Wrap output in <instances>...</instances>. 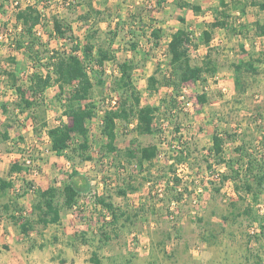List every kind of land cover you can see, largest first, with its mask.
Masks as SVG:
<instances>
[{
  "label": "rangeland",
  "instance_id": "374dc122",
  "mask_svg": "<svg viewBox=\"0 0 264 264\" xmlns=\"http://www.w3.org/2000/svg\"><path fill=\"white\" fill-rule=\"evenodd\" d=\"M185 1L199 6L201 12L182 8L175 0H83L75 12L57 6L45 11L44 24L38 32L42 42L48 43V50H71V44L53 34L49 23L54 13L60 11L59 15L73 23L82 48L79 56L83 57V50L95 55L101 46L114 59L100 69L103 86L93 78V100L98 109L97 116L87 121L93 157L87 162L57 156L51 150L47 132L37 134L30 115L14 106L17 94L8 87L6 78L0 76L1 133L6 130L7 118L12 126L8 129L9 141L2 142L0 136V177L12 179L15 185L1 202L29 190L27 182L33 184L34 190L62 186L73 170L90 182L78 205L63 210L61 225L48 227L37 224L38 212L33 211L36 196L28 191L19 204L23 218L35 223L29 236L23 235L0 207V264H93L90 262L93 252L98 253L102 264H264V196L258 205L252 204L251 197L241 201L232 182L216 192L211 182L219 186L218 173L226 171V167H219L208 157L217 131L226 141V159L240 162L237 149L244 148L264 162V64H257L255 74L243 66L241 78L245 92L236 88L234 69L248 62L251 56L263 57L264 37L259 35L257 25L264 23V12L252 6V0H241L243 6L234 4V0ZM15 2L0 0V67L9 69L8 60L15 57L19 82L27 88L34 67L25 52L14 47L20 33ZM33 2L22 0L21 5ZM90 4L98 13H93L86 25L80 19L86 16ZM222 21L225 27H216L213 40L204 43L202 32L209 24ZM90 29L98 31L95 47L86 39ZM155 29L163 31L159 42L152 37ZM179 29L188 30L193 63L202 65L210 60L218 69L217 74L205 75V83L185 87L177 98L176 110L161 115L157 121L160 134L139 136L135 124L125 128L119 123L117 152L106 153L103 146L107 139L101 133V126L105 111L120 98L113 91L114 80L120 76L119 64L125 60L135 63L133 80L142 105L159 106L163 98L172 94L166 87L158 93L150 92L148 79L154 74L159 79L166 74L168 43ZM115 31L119 35L111 44ZM134 44L136 49L132 47ZM36 69L41 75L47 74V69L40 65ZM71 90L67 88L62 97L67 98ZM59 94L58 86H52L45 94V118L50 127L59 125L61 119L71 123L68 117H62ZM200 96L207 103L202 104ZM5 104L8 115L3 112ZM153 145L159 148L153 165L146 164L142 170L128 162L127 148ZM180 152L187 158L182 165L175 159ZM27 160L32 163L27 173L10 175L13 164ZM209 164L213 165L211 171ZM129 184L137 190L121 196L118 190ZM173 189L179 192L181 201L173 199ZM98 197L127 210L131 221L121 219L116 228L106 225L104 222L110 214L97 203ZM248 206L254 210L255 221L242 215ZM102 230L112 238L106 245L100 242ZM83 235L88 243L78 238Z\"/></svg>",
  "mask_w": 264,
  "mask_h": 264
},
{
  "label": "trees",
  "instance_id": "16d2710c",
  "mask_svg": "<svg viewBox=\"0 0 264 264\" xmlns=\"http://www.w3.org/2000/svg\"><path fill=\"white\" fill-rule=\"evenodd\" d=\"M22 0H16L18 13L16 14V24L20 30L18 38L14 42V47L18 51H24L33 65L34 72L28 76V87L24 88L17 75L16 66L18 65L15 57L9 58V69L0 67V76H4L8 87L17 94V100L14 106L24 113H28L34 123V131L41 134L46 131L50 141L51 150L59 157H65L69 161L80 162L91 161L93 157L90 154V129L87 121L93 120L97 116L98 106L93 100V92L95 89L94 79L97 84L103 86L105 81L101 79V71L105 67L106 62L114 59L112 53L99 46L94 55L87 50H83V57L79 56L82 51L81 43L74 33L73 23L66 16L59 15L55 12L50 24H52L53 34L59 39L71 44L69 52L51 51L48 43L42 42V37L38 32L39 28L44 24V13L47 9L57 6L67 11H77L83 5V0H34L22 6ZM163 2L165 0H162ZM182 8H191L196 13L201 12V8L196 5L187 3L185 0H175ZM233 3V2H232ZM161 4V2L159 3ZM234 4L243 6L241 0H234ZM252 6L258 7L264 12V0H252ZM86 16L80 20L89 25L92 15L96 14L91 4ZM94 13V14H93ZM185 24V19H181ZM226 23L213 22L208 25L207 30L203 31L201 37L203 42L209 44L213 40V31L216 27H225ZM258 33L264 37V23H258ZM94 28V27H93ZM90 32L86 35L87 42L94 45V40L98 31ZM119 35V31L113 33L111 44ZM1 36V30H0ZM152 37L156 41H160L163 37L161 29L152 31ZM44 47V49H43ZM136 49L137 44L132 46ZM189 33L187 29L177 30L171 37L166 57L168 58V70L162 78H158L156 74L148 79L147 89L152 93H158L162 88H168L172 95L169 98H163L159 106L145 105L141 103V95L133 80V72L136 65L131 60H125L119 64L120 76L114 80L113 91L118 93L120 98L115 106L109 107L103 116L101 133L107 139V143L103 146L108 154L117 152L116 141L118 138V125L121 123L125 128H129L135 124V131L139 136H156L161 133L157 121L163 114H170L175 111L178 104V97L184 91L185 87L191 83H205V75L214 76L218 69L213 65L212 61L206 60L202 65L194 64L189 48ZM263 57L251 58L248 62L235 66V84L238 90L245 92L244 84L241 78L243 66L249 72L257 73V64H264ZM40 65L47 69L46 75H41L36 67ZM52 86L60 88V94L57 96L59 105L62 109V117H68L71 123H65L62 119L60 124L50 127L45 118L46 108V91ZM67 88H71V94L67 98L62 95ZM199 100L202 104L207 103L204 96H200ZM3 112L8 115V104L3 105ZM9 117V116H8ZM6 130L1 133V141H9L10 136L8 129L11 128L10 118L4 122ZM78 138V139H76ZM225 139L222 134L217 131L212 137V146L209 149L208 157H212L215 164L219 167H226V171L218 173V182H211L213 189L220 192L221 188L228 182H232L235 193L239 200L246 201L251 197L253 205H258L264 196V162L254 154L248 152L244 148H238L240 153V162L228 160L225 157ZM128 162L137 164L143 170L144 165H153L155 159L159 156V148L155 145L143 147H129L125 150ZM178 164L185 163L187 158L183 157V152L175 158ZM30 165L26 162L20 164L15 163L10 167V175L22 174L29 171ZM213 165H208V170H212ZM177 183L179 180L176 178ZM28 183L29 190H24L17 194L16 197H10L7 202L2 203L1 198L7 197L9 192L15 188L12 179L0 177V207L2 211L8 214L11 222L20 229L21 233L29 236L34 231V222L28 218H23V208L19 204V200L33 191L36 196V202L33 205V211L38 212L37 224L44 227L50 225H61L62 212L64 209L72 210L79 202L80 195L89 190L90 182L80 176L79 172L73 170L69 176V180L63 182L62 186L52 185L47 189L34 190L33 184ZM135 186L129 184L125 189H119L121 196H126L129 191L135 192ZM177 202L181 201V196L176 190H172ZM177 195V196H176ZM97 203L106 209L110 218H106V225L118 227L121 219L125 222L131 221V214L127 210L115 206L105 197H98ZM234 205V204H233ZM242 215L249 216L255 221V214L252 206H248L242 212ZM227 220V218H224ZM103 223V225H104ZM100 242L106 245L111 241V236L105 230H102ZM78 237V236H77ZM84 243H88L85 235L79 236ZM93 264H102L98 253L93 252L90 258ZM260 264V263H259Z\"/></svg>",
  "mask_w": 264,
  "mask_h": 264
},
{
  "label": "built area",
  "instance_id": "2783aa9c",
  "mask_svg": "<svg viewBox=\"0 0 264 264\" xmlns=\"http://www.w3.org/2000/svg\"><path fill=\"white\" fill-rule=\"evenodd\" d=\"M116 104H117V102H116V101H114L112 105H113V106H115ZM26 164H28V165H31L32 163H31V161H30V160H27V161H26Z\"/></svg>",
  "mask_w": 264,
  "mask_h": 264
}]
</instances>
